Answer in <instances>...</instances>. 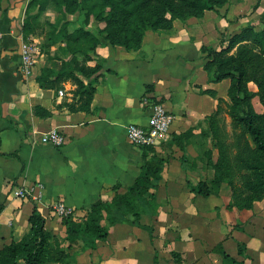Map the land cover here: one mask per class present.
I'll return each mask as SVG.
<instances>
[{
  "label": "crops",
  "instance_id": "obj_1",
  "mask_svg": "<svg viewBox=\"0 0 264 264\" xmlns=\"http://www.w3.org/2000/svg\"><path fill=\"white\" fill-rule=\"evenodd\" d=\"M30 2L2 0L0 10V264L8 262L9 246L29 233L35 207L50 234L46 264H264V198L243 209L232 205L227 182L209 197L195 192L206 171L187 136L218 110L231 86L229 79L212 82L205 70L202 47L212 44L214 34L217 40L219 24L212 25L208 14L177 20L170 30L148 32L137 51L102 42L97 61L88 63L100 68L86 81L96 92L83 110L72 81L39 83L45 67L40 55L32 76L19 73ZM145 99L176 117L170 136L147 150L127 136L129 124L150 125L152 108ZM53 129L66 137L60 148L40 141ZM146 160L159 163L160 179H151L143 195H131ZM23 184L33 187V197L13 196ZM116 195L132 200L134 208L124 202L103 213L106 240L93 244L85 236L71 247L54 205L64 203L73 209L72 219L82 222Z\"/></svg>",
  "mask_w": 264,
  "mask_h": 264
},
{
  "label": "trees",
  "instance_id": "obj_2",
  "mask_svg": "<svg viewBox=\"0 0 264 264\" xmlns=\"http://www.w3.org/2000/svg\"><path fill=\"white\" fill-rule=\"evenodd\" d=\"M50 1L58 8V13L62 14L60 18L65 20L63 24L57 22V24L52 25L55 29V35H63L69 42L84 41L86 37H92V34L86 32L84 29V25H87L89 21L82 22V29L78 30L76 28L73 35L68 34V29L73 24L67 20V14H72L76 11L86 12L87 16H93L96 21L106 24L105 39L110 44L113 46H123L128 51H137L141 48L147 31L171 29L175 19L184 20L192 16L201 17L205 11L215 10L220 0H31L22 27V34L25 40H28L31 35L39 34V27L37 24H34L35 22L33 23L36 18L30 16V9L39 7L43 11ZM64 7H66V13L63 12ZM1 9L2 0H0ZM60 18L58 17V19ZM79 26H81L80 22ZM45 35V47H50L58 43L57 37H53V34L45 33ZM72 37L75 39L73 40ZM234 40L237 44L248 43L255 46L264 56V29L256 31L253 27H248L236 36ZM86 42L91 44L90 48L86 51L84 48V50H78L76 52L79 57L86 59L83 65L79 63L82 60L76 58L70 62V65H72V68L70 67L71 70L56 75L44 69L38 77V81L43 87H54L55 85L53 84L72 81L76 85L75 96L78 97V103H80L79 108L83 110H87L90 107L96 92L94 83L92 81H86L97 74L100 68L98 65L95 67L86 65L87 61L93 59L90 52L94 51L100 44L99 39L92 37L87 39ZM202 52L206 58L205 70L209 73L211 81L215 83L222 82L226 79L231 81L228 93L234 107L233 119L237 124L246 129L255 145L254 150L246 156V159L242 157V150L237 160L241 162L243 167L240 170L250 169L253 166L252 162L249 161L250 159L255 157V155L264 156V128L258 123L257 118L259 115L255 112L250 101V93L245 84L246 72L243 69H224L225 60L222 54L227 51L218 52L214 48L203 46ZM73 65L75 66L74 68ZM77 65L81 66L77 68ZM206 93L216 96L212 91H206ZM181 138L180 136L174 137L177 141H180ZM143 148L144 150L150 149L149 146H144ZM181 149L183 148L181 147ZM145 162L146 173L138 178L136 184L131 189V195H143L145 193L144 188L151 184V179H160L158 173L161 170V166L159 163L149 160ZM225 165L226 163L221 161L215 178L211 182L213 185L217 183L222 185L224 182L231 185L232 181H228L231 176L228 174L230 170H227ZM230 187L232 190L234 189L233 186ZM209 190L210 186L206 182H200L195 192L204 197H209L211 195ZM247 190L248 187L246 188ZM256 191L258 193L261 191V195L259 193L256 198H253L235 194L233 190L232 205L243 209L252 208L255 201H260L264 198V184L257 186ZM124 202H127L128 210L134 208L132 200L124 196L116 195L112 204L108 205L103 203L92 208L88 214V219L85 221L78 222L73 220L72 216L65 218L71 247L85 236H89L93 244L95 241L106 240L108 231L100 224L104 217L103 213H110L112 208L119 209ZM2 210L3 206L0 205V213ZM135 215L139 216L137 212H135ZM45 222V218L39 212L38 207H35L29 219L31 225L29 233L22 242H13L9 246V260L8 262L5 260L2 263L21 264V261H23L24 264H46L49 260L48 241L50 234L45 228ZM224 255L225 258L229 259L227 254L224 253Z\"/></svg>",
  "mask_w": 264,
  "mask_h": 264
},
{
  "label": "rangeland",
  "instance_id": "obj_3",
  "mask_svg": "<svg viewBox=\"0 0 264 264\" xmlns=\"http://www.w3.org/2000/svg\"><path fill=\"white\" fill-rule=\"evenodd\" d=\"M63 12H67L66 7L63 8ZM206 14L209 15V20L212 22V25L214 22L219 24L217 25V40L215 34L214 36L212 35L211 38H214V41L208 47L214 48L218 52L227 51L222 54L225 60L224 69L245 70V84L250 93V101L255 112L259 115L257 118L258 123L264 128V56L258 48L251 44H237L234 42V38L248 27H253L256 31L264 29V0H220L215 10L205 11L201 17L192 16L184 20L175 19L173 26L177 20L185 22L193 18L201 19ZM30 16L36 18L33 23L35 22L34 24H37L39 27L38 33H41L40 35H31L29 40H39V60L45 61V67L42 69V72L44 69H47L52 74H63L67 70H71L72 65H70V62L76 58L82 60L79 63L83 65L86 59L79 57L76 52L78 50H84V48L86 51L90 48L91 44L86 42L89 38L95 37L100 41V44L95 50L90 52L93 59L86 62V65L89 67H91L88 65L90 61H97L95 60V57H97V49L102 42L113 46L105 39L106 24L96 21L93 16H87L86 12L76 11L75 13L67 14V20L73 24L68 29L69 35H73L76 28L78 30L82 29V22L89 21L87 25H84V29L86 32L91 33L92 37H86L84 41L81 40L78 42H69L63 35H55V29L52 25L57 24V22L63 24L65 20L60 18L62 14L58 13V8L51 1L45 6L43 11L39 7L30 9ZM79 22L81 26H79ZM167 30L170 29L149 30L145 33V36L150 31ZM45 33L53 34V37H57L58 43L50 47H45ZM72 38L73 40L75 39L74 37ZM81 65H77V68ZM233 112V103L229 93H227L226 99H220L218 110L215 112L216 114L214 113L207 117L203 123L195 128V132L193 130L190 131L187 136L188 141L192 143L195 153L199 154L196 158L201 162L203 171H206V174H203L204 178L206 176V180L202 182H206L210 186L209 193L211 195L213 193L217 194L223 185H219L218 183L213 185L211 182L215 178L221 161H224L226 163V169L230 170L228 174L231 176H228V181L231 180L233 183L229 186H233L235 194L256 198L259 193L261 195V191L259 193L256 191L257 186L264 184V156L255 155V157L249 160L253 164L252 168L243 171L240 170L243 167L241 162L237 160L239 153L243 150L242 157L246 159V156L254 150L255 145L246 129L234 121ZM196 160L194 161L195 166L198 165ZM246 186L248 187L247 191ZM256 202L253 203V207Z\"/></svg>",
  "mask_w": 264,
  "mask_h": 264
},
{
  "label": "built area",
  "instance_id": "obj_4",
  "mask_svg": "<svg viewBox=\"0 0 264 264\" xmlns=\"http://www.w3.org/2000/svg\"><path fill=\"white\" fill-rule=\"evenodd\" d=\"M4 34L0 31V45ZM21 64L19 66V73L22 77L28 78L33 75L35 67L40 55V47L36 40H22L20 45ZM63 91L60 94L63 95ZM145 103L152 108V115L150 118V125L147 129L139 127L135 124L127 126V136L129 141L138 147H154L166 140L171 134V127L176 120V117L166 107L159 103L145 99ZM43 144H49L60 148L66 142V137L56 129H53L40 138ZM43 188L42 185H39ZM33 187L26 184L16 186L12 192L13 196L20 199H28L33 197ZM54 211L60 218H67L73 215V209L67 207L62 202H57L54 205Z\"/></svg>",
  "mask_w": 264,
  "mask_h": 264
}]
</instances>
